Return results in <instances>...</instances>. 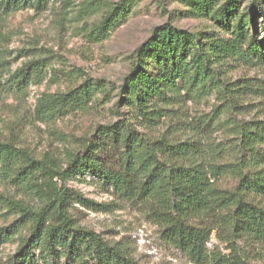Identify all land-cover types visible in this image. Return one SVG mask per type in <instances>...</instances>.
Masks as SVG:
<instances>
[{"label":"rangeland","instance_id":"rangeland-1","mask_svg":"<svg viewBox=\"0 0 264 264\" xmlns=\"http://www.w3.org/2000/svg\"><path fill=\"white\" fill-rule=\"evenodd\" d=\"M231 1L44 0L42 7L0 13V141L61 172L54 178L58 190L63 186L70 195L82 194L94 201L96 205L89 207L71 200L69 214L77 225L100 234L136 264L197 263L168 238L165 224L152 210L157 204L124 198L93 171L70 173L71 157L97 139L102 129L125 122L151 140L194 143L197 163L228 171L212 180L214 188L223 192L219 196L234 190L238 180L230 166L238 162V127L264 120V61L231 56L226 69L227 82L236 83L233 91L223 94L215 88L206 95L164 102L155 111L153 125L133 119L132 108L121 103L136 49L157 27L171 25L202 42L207 36L228 41L237 35L234 30L243 19L248 40L257 35L264 54V0H236L238 13L223 16ZM248 45L243 44V49ZM24 69L30 72L26 78ZM84 85L91 87L85 102L62 101ZM167 162L190 163L186 158ZM27 170L23 158L0 162V264H8L33 233V214L50 204L41 193L49 183L44 170ZM218 214L191 221L212 228L210 264L228 254L264 264V243L245 238ZM53 224L54 213L47 226ZM33 252L40 264L44 257L49 263L81 264L65 251L50 255L45 244Z\"/></svg>","mask_w":264,"mask_h":264},{"label":"trees","instance_id":"trees-1","mask_svg":"<svg viewBox=\"0 0 264 264\" xmlns=\"http://www.w3.org/2000/svg\"><path fill=\"white\" fill-rule=\"evenodd\" d=\"M236 3V0L228 3L223 16L238 13L234 11ZM43 4L44 0H0V13L26 6L38 8ZM237 27L234 30L237 35L232 40L207 36L205 42L171 25L155 28L136 49L134 65L122 86L121 103L132 108L131 117L153 125L155 111L159 108V112L164 102L206 95L215 88L223 94L233 91L231 87L236 83L227 82L226 69L231 56L264 61L257 35L248 40L243 19ZM246 43L249 45L243 49ZM27 73L30 74L26 69L22 71L23 78ZM90 89L81 86L61 99L79 105L85 102ZM95 89L101 87L95 86ZM239 100L240 97L235 102L238 104ZM237 133L238 162L230 167L238 182L234 190L225 191L221 196L219 193L223 192L214 188L212 180L228 171L214 164L205 167L197 163L194 143L151 140L125 122L99 131L97 139L88 141L83 151L72 155L68 171L72 174L93 171L124 198L152 206L157 204L153 213L165 224L172 243L188 252L195 263L210 264L208 243L212 228L198 227L191 222L194 219L209 220L219 212V218L228 221L242 236L264 243V120L240 125ZM20 158L27 163V172L44 170L49 183L41 193L50 204L33 214L35 229L8 264H40L33 250L42 244L50 255L65 251L70 258L80 259L81 264H136L100 234L77 225L69 214L71 200L89 207L96 205L94 201L82 194L70 195L63 186L58 190L54 178L61 172L13 144L0 141V162ZM170 158H186L190 163L170 165L167 162ZM52 213L56 224L47 226ZM214 260L215 264H250L237 254L221 255ZM42 264L55 262L49 263L44 257Z\"/></svg>","mask_w":264,"mask_h":264}]
</instances>
